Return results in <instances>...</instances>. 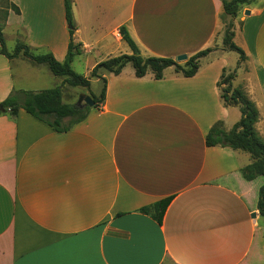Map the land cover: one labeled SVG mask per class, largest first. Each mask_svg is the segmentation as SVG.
<instances>
[{
  "label": "crops",
  "instance_id": "0c3cea01",
  "mask_svg": "<svg viewBox=\"0 0 264 264\" xmlns=\"http://www.w3.org/2000/svg\"><path fill=\"white\" fill-rule=\"evenodd\" d=\"M9 1L20 10L4 28L15 45L45 48L64 61V0ZM73 1L74 42L88 74L131 54L122 27L144 58L212 51L190 78L173 67L162 79L151 71L140 78L131 64L119 75L102 72L105 101L67 132L24 110L0 116V264H264L257 208L264 182L243 178L248 153L206 144L216 124L229 131L242 117L219 86L231 69L220 54L222 1ZM234 42L254 69L255 83L241 90L259 111L264 140V3L240 19ZM47 70L0 54V103L32 89ZM166 200L161 222L140 212Z\"/></svg>",
  "mask_w": 264,
  "mask_h": 264
},
{
  "label": "trees",
  "instance_id": "16d2710c",
  "mask_svg": "<svg viewBox=\"0 0 264 264\" xmlns=\"http://www.w3.org/2000/svg\"><path fill=\"white\" fill-rule=\"evenodd\" d=\"M221 1L224 10L222 19L229 17L233 20L236 18L242 6L251 4L255 0ZM64 6L66 20L71 28L69 30L70 42L68 51L64 61L60 62L51 52L37 53L30 46L20 41L16 43L13 50L9 51L7 49L3 30L7 23L9 13L13 11L16 14H20V10L16 5L6 0V7L3 8L4 19L0 21V54L10 60L22 56L34 64L45 65L54 76L64 78V81L62 86L38 92L26 90L13 91L6 100L0 103V107H2L0 109V116L8 115L13 118L18 115L20 110H24L34 118L51 127L54 131L61 133L69 131L76 124L87 118L91 110L90 107L68 104L63 101L62 88L65 85L85 89L90 87L88 78L76 73L72 68L75 57L80 55L82 51L81 45L74 42V33L76 30L73 18L74 1L64 0ZM120 35L129 46L131 54H122L109 58L97 64L91 71V77L101 79L104 84L100 98L91 95L95 103L94 107L97 109L105 101L106 79L102 77V72L119 75L128 64H131L135 70V75L140 78L144 77L148 71H151L156 79H162L164 71L170 67H173L177 73H181L184 77L190 78L198 72L200 60L212 51L210 48L203 50L190 57L182 65L171 58H144L125 27L120 29ZM234 36L233 30L227 27L225 29L223 46L229 51L238 53L240 58L243 59L245 58V52L233 41ZM232 78L230 75L229 79ZM222 99L226 105L239 106L242 117L229 131L224 129L222 123L216 124L207 135V146L229 147L233 150L248 153L252 158V163L241 170L243 178L246 181H253L258 177H264V140L256 130L259 111L255 103L249 99L245 92L238 88L232 91H226V95L222 92ZM168 204L169 201H162L150 207H145L140 212L150 214L158 222H161ZM257 208L264 221V184L259 190Z\"/></svg>",
  "mask_w": 264,
  "mask_h": 264
},
{
  "label": "rangeland",
  "instance_id": "374dc122",
  "mask_svg": "<svg viewBox=\"0 0 264 264\" xmlns=\"http://www.w3.org/2000/svg\"><path fill=\"white\" fill-rule=\"evenodd\" d=\"M263 3H264V0H255L251 4L242 6L235 19L232 20L229 17H224L222 19L223 29H222V33H220V39H222V42L220 43V45L222 47L221 49L223 50V52H220V54L227 57L228 62H229V66L231 67L230 70L224 72V75H223L222 79L220 80V88L225 95H226V91L234 90L235 85H238V89L243 90V88L245 86H247L249 83H255L254 82V79H255L254 78L255 77L254 76V69H253L252 64L249 61V58L245 55V58L242 59V58H240L238 53H236L234 51H229V50L224 48L223 39L225 36V29L228 27V28H230V30L232 29L234 34H235V31L238 30V28L240 26V19L243 18L244 16H246V11L251 12V9H253L255 7H260ZM5 7H6V0H0V21H3V19H4L3 8H5ZM5 27H6V25H5ZM4 33L6 36L7 49L9 51H11L14 48L15 43L12 41V39L10 37L9 28H6L4 30ZM238 40H239V36L237 35V37H236L237 44H239ZM233 41H234V39H233ZM215 48H219V46L216 45ZM36 52L37 53H45L48 51L45 48H40ZM81 55H83L82 52L80 53V55H77L75 57L74 62L72 63V68L76 73L88 78V80L90 81V87L88 89H85V88H81V87H72L69 85H65L64 89H63V97H64L65 102L71 103V104H78V101L82 95L90 96V97H91V95H93L96 98H100L103 87H104L102 80H101V82H96L95 78L91 77V72H90V74H88L89 73L88 72L89 65L86 63V60H84L81 57ZM97 56H98V54H97ZM207 60H208V58H205L202 60V62L205 63ZM180 63L183 65L185 63V61H182ZM127 67L132 68L131 65H128ZM230 75L233 77L232 79H229ZM16 76H17L16 82L19 84L21 82V80L18 78L17 73H16ZM62 80L63 79H61V78H55L47 70L46 77L39 79V81L37 83H35L32 86V89H30L29 91H35L36 90L35 92H38V91H42V90L56 88V87L62 86ZM90 109H97V108L93 107ZM258 181L264 182V177L258 178Z\"/></svg>",
  "mask_w": 264,
  "mask_h": 264
},
{
  "label": "water",
  "instance_id": "95a60500",
  "mask_svg": "<svg viewBox=\"0 0 264 264\" xmlns=\"http://www.w3.org/2000/svg\"><path fill=\"white\" fill-rule=\"evenodd\" d=\"M246 14L249 15L250 14V11H246ZM187 60H188V56L187 55H180V56H178L176 58V61L179 62V63L182 62V61H185L186 62ZM94 104L95 103H94V100L92 99V97L85 96V95H82L80 97L79 101H78V105H84V106H88L90 108H93L94 107ZM0 109H2V107H0ZM253 216L255 217L256 215L253 214Z\"/></svg>",
  "mask_w": 264,
  "mask_h": 264
}]
</instances>
